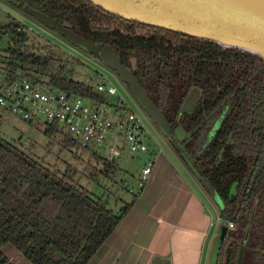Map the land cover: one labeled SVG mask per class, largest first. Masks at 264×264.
<instances>
[{"label":"trees","instance_id":"1","mask_svg":"<svg viewBox=\"0 0 264 264\" xmlns=\"http://www.w3.org/2000/svg\"><path fill=\"white\" fill-rule=\"evenodd\" d=\"M23 10H37L66 23L91 42L110 45L150 99L173 125L189 133L186 153L194 168L215 189L222 202L220 218L227 224L238 213L237 228L227 230L216 264H235L255 204L243 264H264V63L238 48L198 39L159 27L125 20L88 0H1ZM103 19L104 24L92 20ZM113 26V27H112ZM144 30L143 34L137 33ZM9 46L0 64L46 76L52 58L26 50L28 31L20 22L0 24ZM133 57L135 61H131ZM54 86L95 98L90 85L48 74ZM197 86L201 99L191 114L178 117L188 90ZM165 96L164 106L161 100ZM229 100L227 113L200 155L195 147L203 135L204 118ZM46 136L61 134L65 148L78 144L52 125L31 124ZM1 125V122H0ZM100 164L88 177L114 175L118 160L108 161L87 150ZM77 169L61 170L35 162L0 138V264H13L2 249L12 245L32 264H86L108 238L135 200L114 212L108 198L79 185ZM237 183L235 193L231 192ZM240 205L243 206L240 208Z\"/></svg>","mask_w":264,"mask_h":264},{"label":"water","instance_id":"2","mask_svg":"<svg viewBox=\"0 0 264 264\" xmlns=\"http://www.w3.org/2000/svg\"><path fill=\"white\" fill-rule=\"evenodd\" d=\"M107 13L125 20L159 27L172 32L182 33L198 39L220 44L224 47L238 48L258 56L264 63V0H88ZM23 10L50 30H54L69 44L86 54L96 57L103 65L115 72L123 82L138 105L153 122L160 134L171 145L194 177L201 183L204 190L222 208V202L209 181L203 178L194 168V164L184 148L178 144L185 140L189 133L180 124L171 130V125L154 102L148 96L144 87L133 73L125 68L119 55L112 47L101 42H91L82 37L66 23L30 8ZM202 95V90L191 87L178 111V117L191 114ZM220 121L209 130L207 141L210 142L218 130ZM174 136V137H173ZM205 144V143H204ZM234 183L231 192L235 193ZM255 204L251 210L242 244L239 247L235 264H243L246 243L248 240ZM227 226L220 224L209 254L208 264H216L217 255L225 241Z\"/></svg>","mask_w":264,"mask_h":264},{"label":"crops","instance_id":"3","mask_svg":"<svg viewBox=\"0 0 264 264\" xmlns=\"http://www.w3.org/2000/svg\"><path fill=\"white\" fill-rule=\"evenodd\" d=\"M156 145L149 180L133 188L130 209L86 264H208L218 226L227 224L173 148ZM140 156L130 157L140 161L132 177ZM2 251L13 264H32L12 245Z\"/></svg>","mask_w":264,"mask_h":264},{"label":"rangeland","instance_id":"4","mask_svg":"<svg viewBox=\"0 0 264 264\" xmlns=\"http://www.w3.org/2000/svg\"><path fill=\"white\" fill-rule=\"evenodd\" d=\"M12 20L20 22L22 25L25 24L30 29V31H28V41L26 42L27 52L52 58V65L48 70H45L48 80V74H56L58 70L61 69V75L88 85L94 84L99 79L111 81L118 89L119 95L122 96L127 103V110L130 109L136 113L141 122L148 128L149 135H151L155 141L150 143L152 147L156 144H160L164 149L170 150L171 147L160 134L156 125L151 122L146 113L131 96L128 87L119 80L115 72L103 65L96 57L86 54L69 44L54 30L48 29L24 10L14 5H8L0 0V24H5ZM91 22L93 24H104L102 18L99 20H92ZM137 31L138 33H144V31L139 29ZM8 46V34L0 33L1 56L5 55V50ZM107 100L113 102L117 100V98L109 97ZM0 122L1 139L28 155L35 162L48 166L54 170L63 171L67 165L76 168V179H78L79 185L95 195L103 194L106 196L114 212H118L122 206L132 199L133 194L129 190L135 189L136 187L135 177L132 176L140 165V161L136 158L130 159L131 156L135 157L134 154L127 151L123 153L122 158H120L118 162L120 167L114 175L105 176V174L102 173L97 179L91 181L88 179L90 174H93L96 170H102L100 164L92 160L89 154L75 146L65 148L61 143L63 140L61 134L46 136L39 127L29 125L27 122L13 115L4 114L1 111ZM212 139L213 137L211 140ZM136 156L141 157L139 154ZM209 198L213 204V209L215 211L217 210L216 213L218 212L219 214V206L211 197ZM242 207L243 206L240 205L239 209L241 210ZM238 217V213L234 214L232 220L235 223V227L233 230L238 227L236 225ZM5 249L4 251H6Z\"/></svg>","mask_w":264,"mask_h":264},{"label":"built area","instance_id":"5","mask_svg":"<svg viewBox=\"0 0 264 264\" xmlns=\"http://www.w3.org/2000/svg\"><path fill=\"white\" fill-rule=\"evenodd\" d=\"M46 77L0 64V111L27 123L54 125L59 132L70 136L81 150L101 159L118 160L126 151L144 155L135 175L137 192L140 191L156 164L150 144L155 141L138 115L127 110V103L116 86L109 80L99 79L90 85L95 98H89L62 90ZM109 97L117 100L109 102ZM234 227L233 220L227 222L228 229Z\"/></svg>","mask_w":264,"mask_h":264},{"label":"flooded vegetation","instance_id":"6","mask_svg":"<svg viewBox=\"0 0 264 264\" xmlns=\"http://www.w3.org/2000/svg\"><path fill=\"white\" fill-rule=\"evenodd\" d=\"M139 30H141V31H144V30H142V29H139ZM137 33H138V31H137ZM140 34H143V33H140ZM113 49V48H112ZM130 60L131 61H135V59L133 58V57H131L130 58ZM165 96L166 95H163V98H162V100H161V105H162V107L164 106V102H165ZM202 96V95H201ZM200 99H201V97H200ZM200 101V100H199ZM199 103V102H198ZM198 103H197V105H198ZM155 104V103H154ZM156 105V104H155ZM196 105V106H197ZM157 106V105H156ZM181 106V105H180ZM226 106V107H225ZM158 107V106H157ZM228 107H229V100H226V101H224L223 103H221L219 106H218V108L215 110V111H213L211 114H209L208 116H206L205 118H204V121L202 122V126H204L203 127V135H201V137L199 138V141L197 142V145H196V147H195V156H198V155H200V153L202 152V150L205 148V146L207 145V143H209L208 141H207V134H208V132H209V130L215 125V123L217 122V121H220V124H221V122H222V120L224 119V117H225V115H226V113H227V110H228ZM159 108V107H158ZM196 108V107H195ZM195 108H194V110H195ZM161 109V108H160ZM162 110V109H161ZM162 113H163V110H162ZM164 114V113H163ZM165 116V115H164ZM183 116V115H182ZM181 117V116H180ZM167 119V118H166ZM168 121V120H167ZM169 122V121H168ZM170 123V125H171V130H173L174 128H176L177 127V125L179 124H175V125H173L171 122H169ZM220 126V125H219ZM208 128H209V130H208ZM208 130V131H207ZM185 131V130H184ZM207 131V132H206ZM186 132V131H185ZM174 137V136H173ZM184 142H185V140H183L181 143H179L178 144V147H182V148H184ZM205 143V144H204ZM169 144V143H168ZM169 146H171L170 144H169ZM174 150V149H173ZM184 151L186 152V150H185V148H184ZM188 154V153H187ZM189 157H190V155H189ZM191 158V157H190ZM193 158V157H192ZM191 158V159H192ZM192 161H193V159H192ZM228 230H230V229H228Z\"/></svg>","mask_w":264,"mask_h":264}]
</instances>
